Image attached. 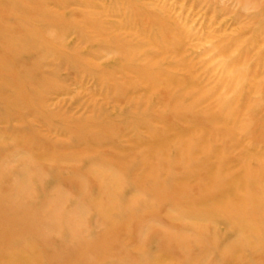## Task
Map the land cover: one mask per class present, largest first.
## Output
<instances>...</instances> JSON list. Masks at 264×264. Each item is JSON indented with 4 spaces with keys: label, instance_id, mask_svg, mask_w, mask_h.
<instances>
[{
    "label": "rangeland",
    "instance_id": "1",
    "mask_svg": "<svg viewBox=\"0 0 264 264\" xmlns=\"http://www.w3.org/2000/svg\"><path fill=\"white\" fill-rule=\"evenodd\" d=\"M263 177L264 0H0V264H264Z\"/></svg>",
    "mask_w": 264,
    "mask_h": 264
},
{
    "label": "bare ground",
    "instance_id": "2",
    "mask_svg": "<svg viewBox=\"0 0 264 264\" xmlns=\"http://www.w3.org/2000/svg\"><path fill=\"white\" fill-rule=\"evenodd\" d=\"M260 183H263V184H264V177H263L262 180L259 182V184H260ZM239 184H240V183H239ZM253 194H254V193H253ZM254 196H255V195H254ZM251 197H252V195H251ZM258 197H259V196H258ZM253 198H254V197H253ZM257 199H258V198H256V201H257ZM259 199H260V201H261V197H260ZM260 201L258 200V202H260ZM252 204H253V210H255V209L257 210V207H260L259 204H257L256 202H254V203H252ZM256 206H257V207H256ZM263 207H264V206H263ZM263 209H264V208H263ZM260 210H261V209H260ZM257 211H258V210H257ZM253 212H254V211H253ZM262 214H264V213H262ZM262 217H263V216H262ZM239 218H241V217H239ZM241 220H243L244 222H247V221H245V218H243V217H242ZM245 224L247 225L248 222L245 223ZM245 224H244V225H245ZM242 227H243V226H242ZM244 229H245V227H244ZM246 229H248L247 226H246Z\"/></svg>",
    "mask_w": 264,
    "mask_h": 264
}]
</instances>
